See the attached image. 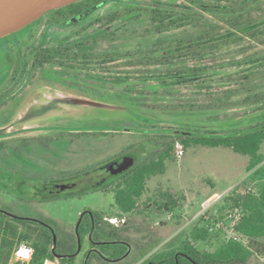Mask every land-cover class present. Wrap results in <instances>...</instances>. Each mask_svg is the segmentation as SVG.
Returning a JSON list of instances; mask_svg holds the SVG:
<instances>
[{"label": "rangeland", "instance_id": "obj_1", "mask_svg": "<svg viewBox=\"0 0 264 264\" xmlns=\"http://www.w3.org/2000/svg\"><path fill=\"white\" fill-rule=\"evenodd\" d=\"M172 5L183 8L196 4L190 0L111 1L76 25L51 23L47 12L28 29L0 39V210L36 220L35 224L27 219H22L25 223L13 222L29 237L34 230L50 226L57 237L58 253L66 241L78 251L76 228L85 211L108 212L109 223L113 219L115 226L122 225L120 219L125 215H115L119 209L114 191L99 188L78 195H43L51 182L67 181L125 155L134 156L137 162L145 160L179 132L235 135L264 124V34L169 65L131 64L128 57L108 64L94 59L85 67L78 62L33 68V54L40 47L72 45L102 27H121L125 18L112 23L99 21L114 11ZM254 16L264 26V0ZM130 34L135 33L126 31L122 40L105 41L94 49H138L136 44L142 38H130ZM170 67L203 71L195 80H191V73H185L178 81L162 77ZM163 78L168 80L165 85ZM16 79L28 81H22L25 86H12ZM178 145L182 143L177 141L166 172L148 181L146 193L172 190L178 207L153 219H145L136 210L129 227L133 247L143 245L142 253H151L163 241L186 237L203 226L209 228L211 239L193 241L198 247L214 249L234 237L249 244L233 231L241 210L229 206V198L245 190L249 157L231 148L202 145L182 146L183 154L179 155ZM21 180L28 181L24 189ZM216 193L222 197L211 200ZM26 242L31 243V239ZM260 244L261 250L254 252L250 264H264V238ZM81 245V254L73 264H81L83 253L91 246L86 237L81 238Z\"/></svg>", "mask_w": 264, "mask_h": 264}, {"label": "trees", "instance_id": "obj_2", "mask_svg": "<svg viewBox=\"0 0 264 264\" xmlns=\"http://www.w3.org/2000/svg\"><path fill=\"white\" fill-rule=\"evenodd\" d=\"M111 0H79L65 7L52 10L51 23L68 24L73 17L87 16L100 6ZM195 6L177 8L175 6H144L126 7L114 11L104 18L112 23L125 18L121 27L101 29L90 33L80 42L68 45L40 47L33 54V68H41L46 64L59 63L72 65L83 62L88 66L91 60L99 59L100 63L108 64L120 58H128L131 64L146 63L169 65L176 61L184 62L188 56L202 57L212 54L216 49L233 43H238L245 37L256 39L264 34V26L254 16L261 9L262 0H190ZM42 17L22 30L41 20ZM72 24V23H70ZM233 31L230 35L222 31ZM126 31H133L129 35L141 37L136 46L138 49L122 51H95L94 46L105 41H116L125 38ZM16 32V33H18ZM141 32L140 34H136ZM135 58V59H134ZM26 61V60H25ZM27 68V67H26ZM203 69L188 67L187 69L169 68L162 74L182 81L185 73H191V80H195ZM26 69L22 72L25 76ZM161 77V76H160ZM162 84L168 83L163 78ZM177 141L184 148L192 146L227 147L233 151L247 155L248 176L244 180V191L236 197L229 198L230 207L240 209L242 215L234 225V231L249 240L244 244L238 239L231 238L214 249L198 247L195 242L211 239L208 227H197L190 235L181 241V246L188 247V253L202 264H250L256 250H261L260 240L264 238V124L255 126L252 130L235 135L214 133L209 136H196L186 133L171 135V141H165L154 156L137 162L120 181L115 191V204L119 209L117 216L139 210L140 197L147 190L148 181L166 172V163L174 159ZM172 196V194H169ZM171 209L178 206L176 201L169 203ZM13 222H24L22 219L11 217L0 212V264H9L14 247L31 239L28 243L33 248V256L29 264H43L46 258L55 259L53 253V236L50 229L34 230L29 237L20 230V226ZM25 223V222H24ZM29 224H35L28 221ZM91 220H83L79 226V234L84 239L90 232ZM35 234V235H34ZM34 236V237H33ZM183 236V235H182ZM182 238V237H181ZM181 238H178L180 241ZM56 252L57 247H56ZM70 261L69 258L61 259ZM13 264H23L14 262Z\"/></svg>", "mask_w": 264, "mask_h": 264}, {"label": "flooded vegetation", "instance_id": "obj_3", "mask_svg": "<svg viewBox=\"0 0 264 264\" xmlns=\"http://www.w3.org/2000/svg\"><path fill=\"white\" fill-rule=\"evenodd\" d=\"M85 18L86 16L83 14L78 17H73L68 24L72 23L73 25H76ZM13 81L14 83L12 86L14 85L17 87L19 85L25 86L26 83H22V81L28 80L16 79ZM2 101L3 96L0 92V104ZM113 161L115 160L108 161L97 168L77 174L67 181L58 180L51 182L50 185L44 187L41 193L46 196H57L62 193L78 195L99 188L103 191L111 190L115 193L120 181L137 163V160L132 167L119 173H113V169L116 168L117 165H115L113 169L107 167V164ZM27 182V180H21L19 182L22 189L25 188ZM147 190L140 197L138 210L142 212L145 219H153L156 215L163 212L167 213L177 209L178 206L171 209V205L169 204L176 201V196L172 190L167 191L157 189L152 192L151 195L146 194L148 192ZM169 194H172V196ZM135 211L124 214L125 217L120 219L123 222L121 226L118 224L115 226L112 221H110L112 223H109L107 215L110 213L108 212L95 213L87 210L82 213L80 216L81 222L83 220H88L89 218L91 220L92 227L86 236V238L90 241L91 246L83 253L81 264H202L201 261L195 259L187 252L188 247H179L181 241L186 240L185 237H182L180 241L178 238H169L159 244L153 252L147 254L142 253L144 249L142 248L143 245L134 248L132 242L129 240L131 234L129 227L133 225V223L130 222V218ZM158 225H160V223H158ZM145 240L146 239H144V241ZM102 246H105L106 250H104ZM58 254L64 255L63 258H69L70 262L73 264L81 254V251L78 252L77 250H72L69 242L66 241L61 246V251ZM63 258L58 259L60 263Z\"/></svg>", "mask_w": 264, "mask_h": 264}, {"label": "water", "instance_id": "obj_4", "mask_svg": "<svg viewBox=\"0 0 264 264\" xmlns=\"http://www.w3.org/2000/svg\"><path fill=\"white\" fill-rule=\"evenodd\" d=\"M79 0H0V38L15 33L34 21L40 19L44 14L52 10H56L67 5H70ZM186 133V132H179ZM189 134V133H186ZM135 157L132 155H125L120 159L107 164L108 168L113 169V173L123 172L135 164ZM1 211V210H0ZM3 212V211H1ZM18 219H27L36 221L31 218H22L10 215ZM37 222V221H36ZM81 220L77 224V234L79 233V226ZM53 235V253L57 259L63 258L64 255L58 254L55 251L57 237L53 229L49 226ZM79 246L78 252L81 249V238L78 234Z\"/></svg>", "mask_w": 264, "mask_h": 264}, {"label": "built area", "instance_id": "obj_5", "mask_svg": "<svg viewBox=\"0 0 264 264\" xmlns=\"http://www.w3.org/2000/svg\"><path fill=\"white\" fill-rule=\"evenodd\" d=\"M178 147L180 149H178L177 152L179 155H182L183 154L182 146L178 145ZM221 197H222L221 194L216 193L213 195L211 200H218ZM111 221L114 222L113 219H111ZM234 225H233V231H234ZM237 238L238 237H234V239ZM32 256H33V248L26 241H23L14 247L10 261H12V263L19 261L23 264H29L30 260L32 259ZM43 264H60V261L57 258L55 259L46 258L43 261Z\"/></svg>", "mask_w": 264, "mask_h": 264}]
</instances>
